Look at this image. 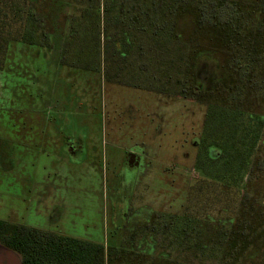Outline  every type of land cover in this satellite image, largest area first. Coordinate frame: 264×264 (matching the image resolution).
<instances>
[{
  "label": "rangeland",
  "instance_id": "374dc122",
  "mask_svg": "<svg viewBox=\"0 0 264 264\" xmlns=\"http://www.w3.org/2000/svg\"><path fill=\"white\" fill-rule=\"evenodd\" d=\"M82 11V4L62 5L60 59L42 52L37 34L33 44L13 43L0 69V220L115 246L124 233L121 227L146 221L148 207L162 216L182 214L187 189L205 177L198 163L208 152L203 136L207 106L109 80L103 16L99 19L96 11L92 30ZM212 60L224 65L225 51ZM256 101L255 109L264 111V96ZM197 139L201 145L193 148ZM212 152L217 155L218 149ZM248 173L247 168L223 180L229 193H246ZM255 178L261 179L257 191L264 193V168ZM212 207L216 222L235 218L234 203ZM256 237L261 245L254 237L257 243L242 252L247 254L239 264H264V232ZM220 256L201 261L237 264L236 257Z\"/></svg>",
  "mask_w": 264,
  "mask_h": 264
},
{
  "label": "trees",
  "instance_id": "16d2710c",
  "mask_svg": "<svg viewBox=\"0 0 264 264\" xmlns=\"http://www.w3.org/2000/svg\"><path fill=\"white\" fill-rule=\"evenodd\" d=\"M40 2L0 0V69L13 43L37 42ZM62 4H82L92 30L97 12L99 19L103 16L109 80L193 98L207 106L203 136L209 141L208 152L198 163L205 177L189 186L181 215L170 221L159 214L156 250L150 227L128 235L126 246L120 238L119 244L106 249L100 243L4 220L0 243L16 252L22 264H151L156 256L157 264L193 260L203 264L206 255H221L218 260L236 257L239 264L249 251L250 216L216 222L208 213L213 205H231V195L241 194L229 193L230 185L223 180L247 172L248 147L251 142L256 147L264 131V111L250 104L252 98L264 96V0H62ZM80 46L86 48L84 43ZM223 51L226 63L217 65L212 58ZM203 60L213 61L215 72L224 66L221 81L212 88L199 86L197 72ZM259 158L254 174L264 167ZM244 187L247 194V184ZM238 225L245 230L234 231ZM243 251L247 253L241 255Z\"/></svg>",
  "mask_w": 264,
  "mask_h": 264
},
{
  "label": "flooded vegetation",
  "instance_id": "af4514ba",
  "mask_svg": "<svg viewBox=\"0 0 264 264\" xmlns=\"http://www.w3.org/2000/svg\"><path fill=\"white\" fill-rule=\"evenodd\" d=\"M252 1H255V0H252ZM62 5H63L62 0H41L40 5H39L40 48L42 49V52L44 51V52L50 53V56L52 58L54 57V58H59V59L62 56L61 54L63 50L62 18H61ZM69 25H70V22L68 23V26ZM70 35L71 34L69 32L68 38L70 37ZM208 63L209 62H207V60H203L202 66L198 72V81H199V86L201 88H205V87L212 88L214 84H216L217 81H221L222 79L221 72H223L224 66L223 67L220 66L219 69L221 70L215 72L213 71L212 66H209ZM208 69L212 71L208 73L207 72ZM256 102H257L256 98H252L250 101V104L255 103L256 105ZM200 142L201 141L199 139L195 141L193 140L192 142L193 148L199 147L201 145ZM258 142H257V145H258ZM260 143H261L262 152L256 149L257 145L256 147L253 146V142H251V145L248 147L247 168L250 172L249 177L247 178V181H246L248 193L233 195L231 197L234 199L233 211L235 212V218H238L240 216H246V215L250 216L251 218L250 220L251 225L250 227H248V229L252 233V236L249 239V243H250L248 246L249 251H250L251 245L253 243H257L256 241H254V237L257 241H259L258 245H261L262 239H257L256 234L261 233L262 231L264 232V227L259 226L261 222H264V193H263V190H261L262 191L261 193L260 191H257V186H260V184H257L256 181L261 182V179H256L254 176L255 174L253 172V170L255 171L256 169L255 165H256L258 156L261 155L260 153L264 155V140L261 141ZM141 154H142L141 155L142 158L143 156H147V153L145 152V150H142ZM189 154H190L189 152L185 153V155H189ZM142 158H141V161H142ZM145 163L147 164V161ZM263 183H264V180H263ZM188 190L189 188L187 189V191ZM185 201L187 202V200ZM147 210L149 211V215L146 221L144 222L142 220L140 222L136 221V224L128 229H126V226L121 227V229L124 232L123 234H121V237H120L122 239V245L124 246L127 245L128 235L135 233L136 231L141 232L142 230H148V227H150L152 232L154 233V238H155V242H154L155 249L154 250H156V247H157L156 240H157V231H158L157 223H158V216L160 212H159V209L157 208L155 209L153 207H148ZM208 215L211 216L210 213H208ZM170 218H171L170 221H172L173 216H171ZM255 219H258V220H255ZM257 225L259 226V228H256ZM119 233L120 232L118 231L117 234ZM117 244H119V242ZM104 246L106 249H109L113 247L114 245L113 246L104 245ZM0 247L1 249L6 248L5 246L2 245V243H0ZM157 262H158L157 256L152 258V260L150 261L151 264H157ZM248 263L254 264V262L252 261H248Z\"/></svg>",
  "mask_w": 264,
  "mask_h": 264
},
{
  "label": "water",
  "instance_id": "95a60500",
  "mask_svg": "<svg viewBox=\"0 0 264 264\" xmlns=\"http://www.w3.org/2000/svg\"><path fill=\"white\" fill-rule=\"evenodd\" d=\"M3 250L5 253L0 255V264H22L21 257L16 252L8 248H3Z\"/></svg>",
  "mask_w": 264,
  "mask_h": 264
}]
</instances>
